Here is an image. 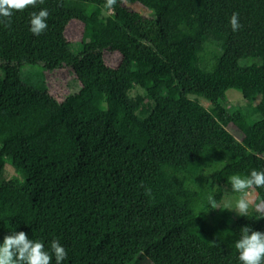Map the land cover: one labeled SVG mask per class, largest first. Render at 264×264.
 Instances as JSON below:
<instances>
[{
	"label": "trees",
	"instance_id": "trees-1",
	"mask_svg": "<svg viewBox=\"0 0 264 264\" xmlns=\"http://www.w3.org/2000/svg\"><path fill=\"white\" fill-rule=\"evenodd\" d=\"M105 4L44 0L0 23V244L15 230L46 250L58 240L62 264H241V229L264 233V218L251 206L234 219L224 188L264 170V0ZM41 9L48 27L35 36ZM113 52L115 67L104 59ZM89 57L98 72L78 79L79 96L59 101L22 80L25 66ZM230 90L252 106L227 108ZM247 191L264 200V187Z\"/></svg>",
	"mask_w": 264,
	"mask_h": 264
},
{
	"label": "clouds",
	"instance_id": "clouds-1",
	"mask_svg": "<svg viewBox=\"0 0 264 264\" xmlns=\"http://www.w3.org/2000/svg\"><path fill=\"white\" fill-rule=\"evenodd\" d=\"M43 2L44 0H0V23L10 26V18L14 12L23 11L30 6L35 7ZM116 4L117 0H106L105 7L114 11ZM48 16L47 9L31 13L29 30L33 35L39 36L47 29ZM229 24L232 31L239 30L241 25L237 13L232 14ZM230 186L232 192L244 194L235 203L234 211L238 216H247L250 206H254L255 211L264 218V200L255 203L247 198V190L264 187V170L253 169L244 177L232 175ZM208 201L212 209H219L213 196H209ZM241 232L240 239L235 243L241 264H264V233L249 227H243ZM67 255L58 240H52L46 250L44 243L29 239L23 231H11L0 244V264H52L53 257L55 264H62Z\"/></svg>",
	"mask_w": 264,
	"mask_h": 264
},
{
	"label": "rangeland",
	"instance_id": "rangeland-1",
	"mask_svg": "<svg viewBox=\"0 0 264 264\" xmlns=\"http://www.w3.org/2000/svg\"><path fill=\"white\" fill-rule=\"evenodd\" d=\"M109 14L110 11H105ZM66 38L72 44H76L80 40V26L72 22L70 23L66 32ZM106 64L115 67L119 64L120 55L117 52L107 53L104 57ZM98 72V61L95 57H89L84 63L75 68H63L56 71H46L42 68L25 66L22 69V80L25 83L33 86L40 85L44 87L51 96L61 101L66 97L79 96L82 88L81 81H88L90 77H93ZM3 76V72L0 70V77ZM81 81H79V80ZM142 90L136 87L133 91V96L141 95ZM190 99L198 101L204 108L209 109L210 104L200 97L190 96ZM259 97L255 103H258ZM226 106L229 109L234 107H241L242 109H248L252 105L247 103L240 93L230 90L227 92ZM5 175L7 179H11L16 175L14 170L9 164L5 166ZM225 201L227 206L233 210V217L236 219L238 215L235 213L236 201L244 195L243 193H236L231 191V186L224 188ZM247 198L251 201L254 199V194L248 191ZM251 210V206L249 211ZM139 264H151L145 257L141 258Z\"/></svg>",
	"mask_w": 264,
	"mask_h": 264
}]
</instances>
